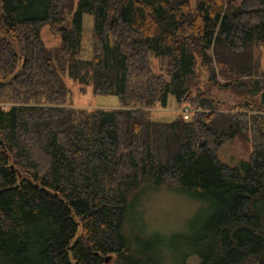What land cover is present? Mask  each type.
<instances>
[{
	"label": "trees",
	"instance_id": "obj_1",
	"mask_svg": "<svg viewBox=\"0 0 264 264\" xmlns=\"http://www.w3.org/2000/svg\"><path fill=\"white\" fill-rule=\"evenodd\" d=\"M66 15L75 36L46 46L43 24ZM263 43L264 0H0V264H157L150 239L133 247L123 233L145 183L208 200L186 256L264 264V114L247 102L225 115L207 95L215 75L248 76L227 87L264 111L251 65ZM64 76L119 107L68 109ZM170 95L194 113L153 120ZM240 131L250 156L229 166L216 149Z\"/></svg>",
	"mask_w": 264,
	"mask_h": 264
},
{
	"label": "rangeland",
	"instance_id": "obj_2",
	"mask_svg": "<svg viewBox=\"0 0 264 264\" xmlns=\"http://www.w3.org/2000/svg\"><path fill=\"white\" fill-rule=\"evenodd\" d=\"M236 1L240 2L241 0ZM82 19L84 28L82 46L84 50L90 51L93 19L88 13H84ZM63 29L68 30L71 36H75V31L70 25L69 15H66L60 23L48 22L43 24L40 35L45 45H58ZM208 53L211 55L210 50ZM153 65L158 68L159 61L154 59ZM215 65L212 63L214 68H216ZM251 65L255 71L252 79L258 77L264 79V43L253 45ZM63 79L68 87V97L65 104L68 109H111L119 107L117 96L94 94L90 86H81L68 76H64ZM234 79L246 84L251 78L248 76L224 78L220 74L215 75L214 82L216 85H210L207 94L214 101L215 111L225 115L236 113L244 109L242 108L243 105L249 102L254 107L249 112L259 115L263 119L264 111L255 106L251 97L240 94L237 90L240 88L227 87V83ZM10 105L8 102L0 101V106L5 109H8ZM194 107L190 102L177 103L170 95L167 107L152 108L150 116L157 121H171L181 115L186 108L191 110L192 115L195 111ZM250 138L249 132L240 131L226 140L216 149L218 159L229 166H240L250 156ZM131 203L134 204H131L128 210V216L123 225V233L132 242L133 247L140 245L138 239H150L155 249H158L156 253L157 264H199V259L195 255L186 256V254L192 252L190 244L196 242L195 238L202 232V226L212 212L208 200L174 189L169 184L145 183L139 186L137 196ZM111 258L114 259V257Z\"/></svg>",
	"mask_w": 264,
	"mask_h": 264
},
{
	"label": "built area",
	"instance_id": "obj_3",
	"mask_svg": "<svg viewBox=\"0 0 264 264\" xmlns=\"http://www.w3.org/2000/svg\"><path fill=\"white\" fill-rule=\"evenodd\" d=\"M190 112H191V110L186 108V109L182 112L184 118L187 119V118L189 117Z\"/></svg>",
	"mask_w": 264,
	"mask_h": 264
}]
</instances>
